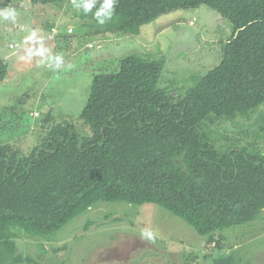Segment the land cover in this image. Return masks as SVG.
I'll return each mask as SVG.
<instances>
[{"label": "trees", "instance_id": "trees-1", "mask_svg": "<svg viewBox=\"0 0 264 264\" xmlns=\"http://www.w3.org/2000/svg\"><path fill=\"white\" fill-rule=\"evenodd\" d=\"M29 1L62 10L68 0ZM200 5L228 19L232 32L220 62L185 92L158 85L164 57L128 54L116 71L92 77L79 113L90 136L63 120L26 153L0 137V264L31 261L18 252L16 229L48 235L100 200L157 204L208 244L264 211V153L251 144L216 147L207 128L264 104V0H118L113 19L94 32L138 34L161 14ZM80 17L92 25V13ZM9 73L0 57V82Z\"/></svg>", "mask_w": 264, "mask_h": 264}, {"label": "rangeland", "instance_id": "rangeland-1", "mask_svg": "<svg viewBox=\"0 0 264 264\" xmlns=\"http://www.w3.org/2000/svg\"><path fill=\"white\" fill-rule=\"evenodd\" d=\"M40 5L0 0V8H16L19 22L36 30L45 46L64 58L56 71L40 65L39 57L22 59L28 32L0 24V57L10 71L0 82V137L25 153L52 124L63 120H71L80 135L90 136L79 113L92 77L116 71L124 56L164 57L158 85L177 96L220 62L232 32L231 22L206 5L171 10L142 25L138 34L115 36L95 34L98 24L93 17L86 18L92 25L82 26L85 18L72 0L62 10ZM207 128L216 147L251 144L264 153V104L231 119H213ZM145 229L155 233L154 242L141 239ZM15 233L18 252L31 259L22 264H214V258L226 256L234 264H264V211L249 223L215 232L220 242L211 244L157 204L122 200L97 201L48 235Z\"/></svg>", "mask_w": 264, "mask_h": 264}, {"label": "clouds", "instance_id": "clouds-1", "mask_svg": "<svg viewBox=\"0 0 264 264\" xmlns=\"http://www.w3.org/2000/svg\"><path fill=\"white\" fill-rule=\"evenodd\" d=\"M118 0H72V6L77 11L85 14L92 13L93 18L99 25L113 19ZM19 12L12 6L0 8V24L16 27L20 31H26L28 34L24 37V57L22 59L31 60L33 57H39V64L56 71L64 65V58L61 54H53L45 46L44 37L38 35L36 30L29 29L25 24L19 22ZM141 239L147 242L155 241V233L145 229L141 234Z\"/></svg>", "mask_w": 264, "mask_h": 264}, {"label": "built area", "instance_id": "built-area-1", "mask_svg": "<svg viewBox=\"0 0 264 264\" xmlns=\"http://www.w3.org/2000/svg\"><path fill=\"white\" fill-rule=\"evenodd\" d=\"M10 47L12 46L11 44L9 45ZM37 114V113H36Z\"/></svg>", "mask_w": 264, "mask_h": 264}]
</instances>
